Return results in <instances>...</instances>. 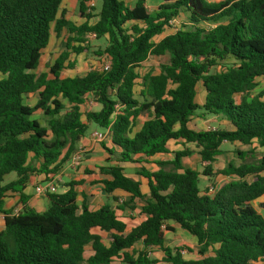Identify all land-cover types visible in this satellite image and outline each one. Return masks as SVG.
<instances>
[{
	"label": "trees",
	"instance_id": "obj_1",
	"mask_svg": "<svg viewBox=\"0 0 264 264\" xmlns=\"http://www.w3.org/2000/svg\"><path fill=\"white\" fill-rule=\"evenodd\" d=\"M65 1L0 0V264H156L149 257L154 248L168 264H264V215L253 204L264 197V156L248 163L239 153L240 165L213 173L224 143L264 147V92L251 96L264 78V0H163L157 9L147 0H74L85 19L80 26L66 18ZM96 1L101 8L92 24ZM65 30L66 50L51 77L38 75L52 33L61 37ZM92 34L107 39L95 55L107 57L109 69L63 78L71 53H89ZM152 57L167 62L158 74L142 75ZM199 84L206 92L202 105ZM29 95L38 96L35 105L26 103ZM94 102L97 111L88 108ZM198 112L230 128L192 127ZM143 115L147 120L131 137ZM91 124L109 133L112 148L104 147L118 163L99 168L104 193L114 201L117 192L128 195L124 205L132 209L138 200L145 203L144 220L131 230L112 205L92 210L85 193L80 201L83 181L47 194L43 213L28 205L27 187L57 177ZM171 143L183 149L172 151ZM189 145L206 164L202 174L183 164L195 153ZM164 155L173 160H154ZM153 161L157 171L143 166L138 174L148 181L146 194L119 165ZM218 175L229 180L201 189V176ZM14 197L22 207L16 213L5 209ZM169 222L197 239L196 260L167 246L164 232L174 231ZM138 244L143 250H134Z\"/></svg>",
	"mask_w": 264,
	"mask_h": 264
},
{
	"label": "rangeland",
	"instance_id": "obj_2",
	"mask_svg": "<svg viewBox=\"0 0 264 264\" xmlns=\"http://www.w3.org/2000/svg\"><path fill=\"white\" fill-rule=\"evenodd\" d=\"M206 3H212L210 0H204ZM136 0H132V3L134 4ZM101 8V3L96 1L95 6L93 7V10L91 14L94 16L91 20V23H95L98 21V14ZM158 8V6L156 7ZM152 9V8H151ZM62 11L66 13V18L70 20L71 22L75 23L77 26L82 25L85 23V19L80 18L78 14V3L74 0H66L62 5ZM61 11V12H62ZM69 33L67 30L63 32L61 37H58L56 33H52V38L50 41V44L48 48L44 51L40 66L37 70V74H47L49 77H51L50 74V68L55 64V61L57 60L58 56L66 50L65 45L67 42V38L69 37ZM86 39L88 40V45L90 46L89 53H81L79 55H76L75 53L70 54V62L72 67H68V64H65V69L62 70L61 76L63 78L66 77H82L85 76L88 72L91 70H97L100 69L103 66L104 58H100L97 55H95V52H98L99 50H103L107 45V39H96L93 38L91 35L87 36ZM74 46L78 47L80 46L79 43H72ZM167 62V58H157L152 57L150 58L145 64H143L142 68L139 70L142 75H145L147 73H154L157 74L160 71V67L162 64H165ZM224 65L222 67L213 68L211 72L215 71H222L224 70ZM258 87L255 88V90L252 92L251 96H256L264 92V78L260 79L258 81ZM198 95H197V103L202 105L205 101L206 92L204 90V87L202 84L198 85ZM38 100L37 95H29L27 96L26 103L29 105H35ZM90 110H99L100 106L97 103L89 104ZM36 118H39L43 125H46V119L40 114V112L37 113ZM144 118L140 117V121H142ZM192 127L198 128V129H229V125L227 122L222 121L218 119L216 116L212 115H203L201 112H198L197 116L193 118L192 121ZM93 131H99L102 134H106V131L103 129L97 127L94 124H91L89 127V130L87 132V136L93 133ZM137 131V130H136ZM108 138V135H107ZM107 140V139H105ZM106 142V141H105ZM100 147L102 144H99ZM189 148L193 149L195 153L187 157L183 160V164L188 168H195L198 170L199 173H203L204 168L206 166L205 163H202L201 158L196 151V149L189 145ZM183 146L179 144H171V150L172 151H178L182 150ZM239 153L244 154V158L246 162L248 163H255L259 159H261L264 156V147L260 146L257 141H253L250 145H244L241 143H224L221 148V154L216 157V160L213 164L214 174H219L221 170L226 168L229 164H236L240 165L243 161L239 157ZM159 160H173L172 155H165L158 157ZM157 160V159H155ZM82 161H85V158H83ZM154 162V161H153ZM103 163H106V160L103 161ZM146 167L149 170H158L159 166L154 162L148 165L145 164H126L125 165V173L140 181L142 183L143 192L146 194L148 191V181L139 176V172H141L142 167ZM98 167L96 166L95 169H88L90 172L98 171ZM15 178V175H11L8 180H12ZM65 181H69L67 178L64 179ZM229 179L226 177H223L221 175H218L216 177H205L201 176L200 181V187L203 191L206 189L209 190L210 188H213V182L217 184V187L219 188L221 185H223L225 182H227ZM37 185H34V191L37 188ZM64 191V188L59 189V193H62ZM98 191V190H97ZM96 196H100V194L95 193ZM119 199L118 201H114L113 199L107 200L105 197H98L91 202L90 201V207L92 210L97 209L101 207L104 204L109 203L110 205H113L118 217L124 221L129 230L132 228H135L138 226L143 220L144 216L142 215V207L145 204L143 201H136L133 206L134 209L131 207H126L124 205L125 202H129V197L126 196H117ZM122 200V201H121ZM119 202V203H118ZM254 206L257 207V209L264 215V197L259 198L254 203ZM124 209H120V208ZM104 237H108L106 234L103 235ZM165 237L167 240V246L171 249H177L181 248V253L185 260H196L198 258V250L199 246L197 244V239L187 233L186 231L182 230L178 225H175V231L174 232H165ZM135 251H141L143 250V245L138 244L135 246ZM91 254V248H87L86 257L88 258ZM149 257L151 260H156V264H168L164 262V253L154 248L152 249V252L149 253ZM112 264H123L120 259H115Z\"/></svg>",
	"mask_w": 264,
	"mask_h": 264
},
{
	"label": "crops",
	"instance_id": "obj_3",
	"mask_svg": "<svg viewBox=\"0 0 264 264\" xmlns=\"http://www.w3.org/2000/svg\"><path fill=\"white\" fill-rule=\"evenodd\" d=\"M210 1L211 2H219V1H223V0H210ZM147 3H148L150 8L157 9L156 7L157 6L159 7L163 3V0H147ZM95 111H97V110H95ZM143 116H144V118L142 121H140V117L136 121L135 127L133 128L132 134L130 135L131 137H133L134 134L141 129L143 123L147 120V116H145V115H143ZM143 116H141V117H143ZM96 132L100 133L99 131H93V133L90 134L89 136L86 135L79 142V144L77 146V150L78 149H84L87 152L85 155V161H82L81 165L77 169H74L72 164H71V159H70L69 161H67L64 164L60 174L57 176V179L61 183L60 184L61 188H64L63 192L66 191V188L64 187L65 184H67L71 181H83L84 184L82 186L78 187L77 191L79 192L80 201L83 200V197H82L83 193L88 195L89 204H90L89 199H91V202H93V200L98 198V197H105L107 200L113 199V196H107L104 193L103 187L99 183V181L101 179H103V176L99 173V168L110 167V166L118 164L115 161V157H112L110 155V153L104 147V146H106L109 149L112 148L109 133L106 132V134H104L105 139H107V140L104 139L102 142H100L93 137V134ZM107 135H108V138H107ZM100 143L102 144L101 147L99 145ZM171 144H174V143H171ZM170 149H171V145H170ZM156 159H157V161H164V160H159L158 157H156ZM105 160H106V163H103V161H105ZM126 164H133V163H120L119 165L124 168ZM96 166H99L98 171H94V172H92V174H89L90 171H88V169H95ZM151 171H157V170H151ZM65 178H67L69 181H65L64 180ZM130 178H132V177H130ZM132 179H134V178H132ZM134 180H136V179H134ZM136 181H138V180H136ZM34 185L39 186L41 184H38V180L34 179L32 181V183L25 190V194L30 196V200H29L28 205H29V207L33 208L37 212L43 213L47 210V208L49 206V200H48L46 195H38L36 193V189L34 191ZM95 193L100 194V196H96ZM118 195L119 196L123 195V196L129 197L128 195L121 193V192H117L114 194V196H118ZM107 204H109V203H107ZM21 208L22 207L19 203V197H14V198H10V199L6 200V206H5L6 210L16 213L19 210H21ZM99 208H97V209H99ZM97 209H94V210H97ZM168 225L175 231V225H177V224H175L173 222H169ZM3 227H4V215L0 214V231L3 229ZM165 232H171V231H165ZM165 232H164V234H165Z\"/></svg>",
	"mask_w": 264,
	"mask_h": 264
},
{
	"label": "built area",
	"instance_id": "obj_4",
	"mask_svg": "<svg viewBox=\"0 0 264 264\" xmlns=\"http://www.w3.org/2000/svg\"><path fill=\"white\" fill-rule=\"evenodd\" d=\"M91 6H95V3L91 4ZM93 38H96L95 34L91 35ZM110 67V61L107 57H104V63L102 66L103 70H108ZM93 137L102 142L105 139V135L101 133H94ZM86 151L84 149H78L71 158V164L74 169H77L86 155ZM60 181L57 179V177H54L50 179V181H47L45 184L39 185L36 188V193L38 195H47V194H55L59 192V189L61 188Z\"/></svg>",
	"mask_w": 264,
	"mask_h": 264
}]
</instances>
